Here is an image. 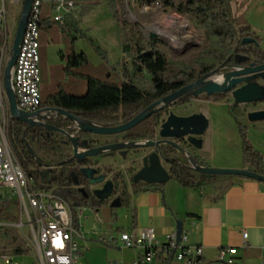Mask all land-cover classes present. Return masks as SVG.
Wrapping results in <instances>:
<instances>
[{"label": "trees", "instance_id": "16d2710c", "mask_svg": "<svg viewBox=\"0 0 264 264\" xmlns=\"http://www.w3.org/2000/svg\"><path fill=\"white\" fill-rule=\"evenodd\" d=\"M139 5L155 8L160 7L170 10L179 16L186 17L189 22L195 23L202 30L204 36V47L207 48L211 40H215L221 51L211 52L213 59L218 65L234 64V56L240 55L248 57L249 61L257 64L264 63V51L254 44L241 45L243 38H253L259 44V38L252 32L249 26L240 27L239 16L233 10L236 0H136ZM114 18L116 12L112 11ZM44 21V20H43ZM55 29L60 31L69 42L68 55L65 66L52 68V72L59 74V77H84L86 82V92L83 95H75L61 89V84L57 83L53 92L42 96V105L56 107L82 120L104 127H113L125 124L132 120L137 114L142 112L151 104L159 101L166 95L179 88L190 84L203 75L211 72L212 65H191L185 71L177 69L170 62L164 50L156 44V40L148 43L137 30L131 38L127 39L123 46V53L128 55L132 64V78L137 76L144 78L149 76L150 89L146 90L129 79L128 73L123 67L124 80L121 84L109 82V79L102 77L105 69H94L88 63L86 56L82 53L76 54L73 49V41L81 37L78 30V21L74 16L66 17L63 24L50 22L41 23V30ZM2 39L0 35V50ZM1 55V53H0ZM63 59V60H64ZM125 61H123V65ZM85 69L95 73V77L86 75ZM198 100L208 102H225L227 95H215L212 97L201 96ZM179 103H183L179 101ZM229 112L237 124V129L242 141V163L245 170L251 171L264 177V156L258 153L246 138L247 129L239 123V119L245 115V110L238 106L229 108ZM66 121V120H65ZM64 122V119L61 121ZM159 125L158 117L152 116L144 122L128 131L124 137L127 142L153 141ZM74 131H69L72 134ZM5 136L8 145L22 166L25 173L32 177L36 186L46 185L54 188L55 193L64 199L70 206L73 214V225L76 228L75 209L90 208L99 210L106 206L108 202L86 199L71 189L73 182L82 178L79 174V167L90 166L89 160L82 165H77L71 159V149L65 144L66 140H61L56 136L39 135L36 132H29L25 125L16 121L6 119ZM86 136V135H85ZM64 142V143H63ZM27 145L31 148L33 156L29 153ZM167 159L169 166L170 180L179 186L187 189H200L215 185L221 177L207 176L195 173L189 168V163L184 160L179 161L172 157L175 150L171 147H164L161 150ZM197 164L207 167L202 161L195 158ZM41 167L54 168L50 175L51 183L47 179H41ZM105 174H112L113 184L118 194V206L129 208L134 195L151 190L152 185L142 183L125 184L121 173H113L109 169H104ZM12 203L9 196H0V224L8 219L5 212ZM0 235L8 245L17 241L13 229L0 226ZM2 250V249H1ZM5 251H0L4 253ZM13 254L17 257L26 256L27 250L20 247L13 249Z\"/></svg>", "mask_w": 264, "mask_h": 264}, {"label": "crops", "instance_id": "0c3cea01", "mask_svg": "<svg viewBox=\"0 0 264 264\" xmlns=\"http://www.w3.org/2000/svg\"><path fill=\"white\" fill-rule=\"evenodd\" d=\"M249 5L251 12L245 11L244 15L249 19L248 26L257 36L254 28L262 25L264 20V0H249ZM50 42L53 44H49ZM40 43L41 75L46 84L56 86L60 83L61 89L62 85H67L70 92L84 94L86 92L84 77L80 76L77 80L71 81L67 77H59V74L51 70L61 65L50 62L49 50L56 49L60 57L66 58L67 53L60 50L64 48L65 37L54 33L53 29L41 30ZM74 50L76 54L82 53L87 59L94 57L97 61L92 53L87 54L82 42H77ZM96 61L90 63L94 69L99 67ZM85 73L95 77V73L89 69H86ZM193 102L191 107L189 105L190 108L176 116L202 115L207 126L200 137L201 149L191 148L188 152L208 168L244 169L242 156H238L232 164L214 166L212 157L209 156L211 142L207 138L212 116L205 108L210 103L199 100ZM245 115L241 118V124L247 129L253 147L264 156V121L250 124ZM74 214L79 235L75 239L79 246L78 255L83 252L87 255L92 249L104 246L110 250L108 253L112 250L117 252L114 258H111L112 253L108 254L110 261L114 259L124 262L131 256L134 264L145 252L138 248L123 249L119 241L121 234L139 236L144 230L150 229L156 242L161 244L166 236L176 231L177 224L181 223L182 230L189 233V244L202 249V264H222L217 260L219 249H236L234 264H264V183L255 180L221 177L215 185L200 189L183 188L169 180L164 185L134 195L127 209L119 207L115 198L99 210L78 208ZM243 231L247 234L245 242L242 240ZM129 252H132V255ZM150 264L178 263H167L164 257L156 254Z\"/></svg>", "mask_w": 264, "mask_h": 264}, {"label": "rangeland", "instance_id": "374dc122", "mask_svg": "<svg viewBox=\"0 0 264 264\" xmlns=\"http://www.w3.org/2000/svg\"><path fill=\"white\" fill-rule=\"evenodd\" d=\"M22 3L23 0H5L4 2V21L7 39L10 43L14 37L21 13ZM248 5L249 0H236L235 4H233V10L241 16L239 20L240 27L249 25V19L244 15L245 11L251 12V5ZM1 6L2 2L0 0V7ZM112 11L116 12L117 18H114ZM74 18L78 21V30L81 33V37L73 41V49L76 47L77 42H82V46L87 49V54L89 55V53H92V56L97 58V61L94 57L90 60L87 59L88 63L90 64L91 61H93V63L96 61V63L99 64V69H105V71L102 72V77L105 78L107 76L106 78L109 79V82L118 83V85L124 80V66L128 76L132 75L131 60L128 55L123 53V46L125 45L126 40L131 38L130 36L133 35L135 30L144 37L146 43L156 40V44L164 50L170 62L179 70L185 71L194 64L212 65L214 69L220 66L218 65L217 60L213 59L210 55L211 52L219 53L221 51L215 40H211L209 46L205 48V40L201 28L195 23L189 22L186 17L179 16L170 10H164L160 7L149 8L141 6L136 0H102L96 3H85L80 11L75 14ZM254 30L259 38V46L264 51V20L262 21V25L255 27ZM53 32L58 33V35H63L55 29H53ZM49 44L53 43L50 42ZM63 47L64 48L60 50H64L68 55L69 42L66 38ZM8 57L9 50L2 63V74ZM49 60L51 63H56L61 66H65L66 64V60H63V57L59 56L56 49L49 50ZM123 61H125L124 65ZM84 71L86 72V69ZM107 72L109 73L107 74ZM77 78L78 77L73 76L71 79H68L72 81L77 80ZM128 78L131 79L132 76H129ZM134 81L140 84L142 88L146 90L150 89L149 76L144 75V78L137 76V79ZM54 88L55 86L52 84L47 85L42 77L43 98L53 92ZM68 88L69 86L62 85V90L65 92L79 96L83 95L79 92L72 93ZM209 103L210 104L205 106L206 110L212 116L210 119L211 129L207 134V138L211 142V152L209 156L212 157L214 166L223 167L224 165L234 163L238 156H242V141L237 129V124L229 112V108L233 106L231 98L229 97L225 102ZM192 104H194V102L193 100H190L188 108H190ZM240 108L244 109L246 114L249 111L263 109V106H241ZM182 109V107L175 106L172 107L170 111L175 114ZM239 123L241 124V119H239ZM248 134L249 133L247 132L246 138L250 142ZM120 136L121 135L115 137H97L98 144L101 145L104 142L111 143L114 139H119ZM254 149L260 153L256 148ZM149 151V149H146L144 151H137L136 153L134 150H129L125 159H121L118 154L111 156L110 158H97L98 168L105 170L109 169L112 172H120L124 177L125 183L129 186L131 173L136 172L141 165V158ZM176 154L182 156L179 153ZM260 154L262 155V153ZM162 165L166 169L164 164ZM214 169L228 168L215 167ZM110 177L111 176L108 175V178ZM2 196H5V193H2ZM9 198H11L10 195ZM114 200L115 197H112L111 201ZM11 201L12 203L5 212L8 219L3 220V223L0 224V226L13 229L17 241L12 245H8L0 235V251L3 250L5 251L4 253L12 256L14 258L13 264H38L28 231L26 228L19 229L14 226L19 222V209L16 203V198ZM23 222H25V218H23ZM16 247L27 250L28 254L26 256L16 257L13 254V249ZM98 249H92L87 255L86 252L78 255L77 264L133 263L131 256H129L128 260L124 262L114 259L110 261L108 254L112 253L111 258H114L117 256V252L112 250L108 253L107 251L110 250L104 246ZM129 253L132 255V252Z\"/></svg>", "mask_w": 264, "mask_h": 264}, {"label": "water", "instance_id": "95a60500", "mask_svg": "<svg viewBox=\"0 0 264 264\" xmlns=\"http://www.w3.org/2000/svg\"><path fill=\"white\" fill-rule=\"evenodd\" d=\"M32 5L33 0H23L20 17L9 49V57L2 74V85L7 101L9 121H16L22 125H26L27 128L38 125L37 122L45 118H52L40 116V112L27 114L19 111L16 107L13 91L12 70L16 64ZM248 44H254L259 47V44L253 38H243L241 40V45ZM233 59L234 64H237V66L232 67L230 71L221 73L225 67L223 65L219 66L196 81L171 92L159 101L151 104L125 124L104 127L82 120L58 108H46L41 112H45L47 115H55L57 118L61 117L68 121L71 127L67 129H56L51 126H45V129L62 136L66 140L65 144L71 149V159L75 160L77 165H82L87 160L103 156L109 152L120 150H151L150 153L145 154L141 158V168L131 177L130 182L134 184L143 183L146 185L161 186L170 180L169 174L162 166V163H166L167 160L161 152V147L163 146L171 147L175 152L182 154L189 163V168L197 174L217 177H239L264 183L263 176L245 169L233 170L202 167L197 164L191 153L175 143L176 141H183L191 148L196 150L201 149L202 140L200 137L205 132L207 126L206 120L202 115L178 117L170 113L159 127L158 141L116 143L89 149V142L87 140H81L78 137L80 135L109 137L126 133L144 122L157 111H162L181 100H198L203 95L212 97L228 94L233 102V106L241 107L264 104V63L256 65L255 62H251L248 66L243 67L239 65L247 63L249 61L248 57L235 55ZM245 117L250 124L263 122L264 108L248 112ZM68 130H73L74 132L69 134L67 132ZM27 148L33 156L31 148L28 145ZM53 169L48 168L42 171L40 178L42 180L46 178L48 183H51L50 175ZM79 174L89 185H102L101 189H97L92 193L93 197L98 201H107L113 196V182L105 180L103 174L98 175L96 168L81 166L79 168ZM74 185L78 186V183L74 182ZM79 191L83 192L81 189ZM116 202L118 204L117 198ZM181 231L182 224L178 223L175 231L177 237L180 236Z\"/></svg>", "mask_w": 264, "mask_h": 264}, {"label": "built area", "instance_id": "2783aa9c", "mask_svg": "<svg viewBox=\"0 0 264 264\" xmlns=\"http://www.w3.org/2000/svg\"><path fill=\"white\" fill-rule=\"evenodd\" d=\"M102 0H33L16 64L12 70V83L16 107L19 111L33 114L42 105V77L40 37L42 21L63 24L66 17L77 14L85 3ZM0 7V196L16 198L19 222L16 228H26L32 240L38 264H75L79 236L73 225V214L69 204L46 185L36 186L12 153L6 136L5 125L8 117L7 101L2 85V63L11 43L7 39L4 21V2ZM47 167H41L44 171ZM25 218V222H23ZM189 233L182 230L166 236L163 243L156 242L150 229L139 236L123 233L119 241L123 249H141L145 253L134 264H150L157 254L167 263L202 264V249L189 244ZM247 234L242 232L245 242ZM101 241V240H100ZM236 249H219L217 260L222 264H234ZM14 258L0 253V264H13Z\"/></svg>", "mask_w": 264, "mask_h": 264}, {"label": "flooded vegetation", "instance_id": "af4514ba", "mask_svg": "<svg viewBox=\"0 0 264 264\" xmlns=\"http://www.w3.org/2000/svg\"><path fill=\"white\" fill-rule=\"evenodd\" d=\"M251 62H253V61H248L247 63H245V64H241V65H239V66H243V67H246V66H248ZM256 65H257V63H255ZM221 66V65H220ZM224 67H225V69L221 72V73H226V72H228V71H230L231 70V68L232 67H234V66H237V64H225V65H223ZM228 67V68H227ZM204 96V95H203ZM229 98V95L227 94V99ZM190 100H192V99H189V100H181L183 103H179V101L178 102H176V103H174L173 105H171V106H169L168 108H166V109H164V110H162V111H157V112H155L154 114H152L150 117H152V116H157L158 117V122H159V125H158V127H157V130H156V136H155V139L153 140V141H158L159 140V137H158V132H159V127H160V125L167 119V117H168V115L171 113V108L172 107H175V106H178V107H182L183 109L182 110H179L178 111V113H175L174 115H177V114H179V113H182V112H185V110L184 109H188V104H189V102H190ZM258 105H262L263 106V108H264V104H258ZM187 106V107H186ZM256 106V105H255ZM238 107H240V106H238ZM46 108H56V107H51V106H46V105H41V107L37 110V112H40V116H45V117H52L51 119H47V118H45L44 120H42V121H39V122H37V124L38 125H36V126H33L32 128H27L26 127V125H25V127L27 128V130L29 131V132H36V133H38L39 135H43V134H45L46 136H50V135H52V136H56L57 138H59V139H61V140H64V138L62 137V136H60V135H58V134H56V133H54V132H51V131H47L46 129H45V126H51V127H54V128H56V129H67V128H69V127H71V124L68 122V121H65L64 120V122H61L62 120H63V118H61V117H56L55 115H52V114H50V115H47L45 112H41V111H43L44 109H46ZM244 110V109H243ZM173 114V113H172ZM149 117V118H150ZM119 125H122V124H119ZM119 125H116V126H119ZM114 127V126H113ZM69 131H71V130H68L67 132L69 133ZM127 133V132H126ZM126 133H123V134H119V135H121L120 136V138L119 139H114L113 140V142H111V143H107V142H104L103 144H98V139H97V137H93V136H85V135H80V136H78V135H76V136H78V137H80V139L81 140H87L88 142H89V149L90 148H97V147H100V146H104V145H111V144H116V143H129V142H127V141H125L124 140V137H125V135H126ZM116 136H118V135H116ZM109 137H111V136H109ZM113 137H115V136H113ZM64 143V142H63ZM176 144H178L181 148H183V149H185V150H189V149H191V147L190 146H188L186 143H184L183 141H176L175 142ZM69 147V146H68ZM165 146H163V147H161V150L164 148ZM128 151L129 150H120V151H114V152H109L108 154H105V155H103V156H99V157H96V158H93V159H90L89 161H90V163H91V167H94V168H96L97 170H98V175L99 174H103L104 175V177H105V180H107V181H112L113 182V176H112V174H109V176H111L110 178H108V174H105V172H104V169H99L98 168V163H97V158H101V157H111V156H115L116 154H118V156L121 158V159H125L126 157H127V154H128ZM140 151V150H139ZM141 151H144V150H141ZM136 153H137V151H135ZM148 153H150V151L148 152ZM177 152H175L173 155H172V157H174L175 159H178L179 161H181V162H183L184 160H186L185 159V157L182 155V156H179L178 154H176ZM137 155V154H136ZM144 156V155H143ZM196 158V157H195ZM187 161V160H186ZM162 164H164V166L166 167V171H167V173L169 174V166L166 164V163H162ZM163 166V165H162ZM80 168V167H79ZM141 168V165H140V167L136 170V172L139 170ZM135 172V173H136ZM113 173H120V172H113ZM134 172L133 173H131V177H133V175L135 174ZM123 176V175H122ZM170 176V175H169ZM125 181V180H124ZM75 182H77L78 183V186H75L74 185V182H73V184H72V186H71V189L72 190H75L76 192H77V194L78 195H80L81 197H84V198H86L87 200L88 199H94V200H97V199H95L94 197H93V195H92V193H93V191H95V190H97V189H101L102 188V185H95V186H92V185H89L88 184V182L87 181H85L83 178H80V179H77ZM132 182H130V184H131ZM126 184V183H125ZM129 184V185H130ZM143 184V183H142ZM127 185V184H126ZM113 188H114V194H113V196L112 197H115V198H117L118 197V194H116V189H115V186H114V184H113ZM79 189H81L83 192H80L79 191ZM112 197L111 198H109L106 202H109L111 199H112ZM98 201V200H97Z\"/></svg>", "mask_w": 264, "mask_h": 264}, {"label": "bare ground", "instance_id": "6f19581e", "mask_svg": "<svg viewBox=\"0 0 264 264\" xmlns=\"http://www.w3.org/2000/svg\"><path fill=\"white\" fill-rule=\"evenodd\" d=\"M185 23V22H184ZM190 31V30H189ZM191 32V31H190ZM188 35V34H187ZM191 41V40H190Z\"/></svg>", "mask_w": 264, "mask_h": 264}]
</instances>
